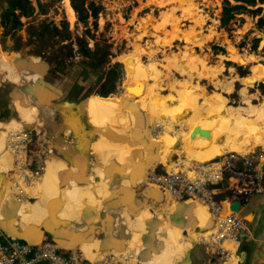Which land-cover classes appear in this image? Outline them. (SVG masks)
Instances as JSON below:
<instances>
[{
	"label": "crops",
	"instance_id": "0c3cea01",
	"mask_svg": "<svg viewBox=\"0 0 264 264\" xmlns=\"http://www.w3.org/2000/svg\"><path fill=\"white\" fill-rule=\"evenodd\" d=\"M0 68L6 74L5 76H8L10 72H12L11 70H13L8 64H5V62H3ZM215 69L222 71L221 65L217 68L215 67ZM210 70L211 72L214 71V75L211 78L215 81L216 78H219V74H217L218 72L214 69L210 68ZM220 83L221 81L219 80L215 85H219ZM59 91L60 98L57 102H74L72 99L68 98L71 92L66 91V89H61ZM256 92L258 91L256 90ZM19 98L22 99V96ZM209 98L216 101L218 94L212 95V97L210 96ZM5 99L7 110H0L2 116L12 110L9 100L12 101V107L15 111L13 103L16 99L12 98L9 92L8 97ZM101 100L105 101L111 109L114 108L112 110L114 113L111 112L109 114L110 118L107 124H104L100 130H96L99 132L95 134V129L92 125L95 121L100 124L101 120L104 118L103 116H106V114L100 113L101 110H96L98 108H96L94 104L91 108H87L89 116L85 111V119L83 118L85 121V124H83L84 130L87 131L89 127H92L94 131L90 138L91 140H88L89 146L86 149L79 145L80 141H76V139L73 138V133L69 130H64L61 135V147L55 143L56 140L54 141L53 153L50 149L52 147L48 145L50 147L48 148L50 159L47 161L49 166H46L43 175L46 174L51 178L52 188L47 198L48 200L46 199V202H48L47 205L44 204L41 206L38 199L34 202H19L10 194L7 177L5 173L2 172L9 169L10 159L5 152H0V236L2 239L35 245L46 239H57L59 237L58 251H60L61 254H70L73 250L77 252L82 246L86 259L89 261L93 260L99 253H107L110 251L128 252L133 250L138 251L137 264H222L223 262L227 264H264V194L252 197L249 203L241 208L239 217L245 222L247 230L239 234L237 242L225 240L220 246H214L204 242L203 239L200 241L196 240L192 234H195L197 228H203L209 219L206 207L196 201L193 202V200L184 201L186 204H183V202H174L170 200L162 190L145 184L147 171L150 167L148 160L151 154L139 139L138 126L136 128V137L141 146L134 144V136L131 134V122H133V124L137 123L136 118L139 114V109L135 108L133 104H129L127 105V109H123L124 111H128L126 114V112H122V109H119L118 103L114 99L106 98ZM119 100L121 102L123 101V99ZM208 101L211 103L209 99ZM260 105L264 106L262 103ZM210 107L209 113H207L208 115H202L203 117L200 116L202 125L199 124L196 130L199 132L202 126H207L203 130L209 131L210 141L204 138L200 145L197 146L193 144L192 146V142L186 144L183 142L182 137L179 136L177 139H179L180 142L176 145L177 141L175 137L172 136L175 141L170 148L171 154L167 164L163 165L159 161L155 169L157 173H165L174 169L176 163L180 161H182L184 165H187L189 164L188 161L192 159L194 162H201L203 156H205V160L203 161H209L214 157H218L221 153H226L225 150L227 146L230 145V136L232 137V135H230L231 133L229 134V128L228 125H226L228 124L227 117L229 116L225 108H230L231 106L224 104V112H221L220 109L218 111L215 104H210ZM99 109L111 110L106 107V105L102 104L99 105ZM62 110L66 113L67 108L62 106L61 111ZM216 111L219 112L217 116L215 114ZM132 112L136 115L134 118ZM184 112L185 110H183L181 114ZM34 113L35 114L30 117V121L27 119L28 113H25L24 122L26 126H35L34 128L37 127L38 129L45 130L46 125L49 124L47 122L48 120L44 119L38 112L34 111ZM48 113L47 111L46 115ZM112 113L116 115L117 118L111 117V115H113ZM181 114H179V116ZM125 115L126 117L128 116V119L124 117ZM101 116L102 118H100ZM187 118H189V116L182 120ZM178 120L180 119L178 118ZM59 122V116H56L53 122L54 127ZM106 126L108 127L107 129ZM99 135L104 136L103 142L99 141ZM115 135L118 136L119 139L116 137L114 138L113 136ZM131 135L133 136L132 139ZM254 136L257 138L253 140L255 144L253 145L252 143L250 146L249 143H245V149L249 146L254 147L256 144H260V141L264 138V125L259 130L252 133L249 141H252L251 139L254 138ZM194 140H197L196 137ZM125 142H132L133 144H130L131 148L129 149V153H127V158L121 160L122 162L109 158L103 159L100 154H96V151L93 150L96 149L97 146L100 147L107 143H115L122 149ZM1 144L0 137V145ZM63 144L72 147L71 149L74 153L72 157H79L87 160V172L85 174L87 186L79 187L75 182L69 180V178L67 179V185H61L62 183L57 176L59 172L63 171L71 178H77L80 175V171L75 164H70L63 159L65 151L69 149L63 146ZM196 146L198 147L197 149ZM209 148L210 150H208ZM160 149H162L161 146ZM261 149L264 151V146H261ZM194 150L197 152H194ZM199 150H201L202 153L206 152L205 154L208 156L206 157L204 153L203 156L200 155L199 153L201 151ZM211 150L212 152H210ZM212 153L215 156H210ZM120 154L121 150H118L115 154V158H120ZM186 154L187 156L185 157ZM107 155L109 156L108 152ZM182 157L186 159H182ZM189 158H191V160ZM141 159L144 160L140 161ZM130 161H132V163H130ZM110 163H112V165ZM106 167H108L110 174L108 179H105L103 171ZM103 179V183L108 186L107 193L100 187ZM135 181L138 185H134ZM225 186V183H221L216 187L215 197L217 199L222 198V196L226 194ZM122 189L126 190L123 191ZM32 192L34 194V191ZM55 203L57 205H54ZM122 205L128 206V209H121L120 207ZM198 206L204 208L205 213H207L202 223L196 212V207ZM24 208H26V210H24ZM145 214L148 215L143 221L142 219ZM159 214L162 215L160 219H157L156 216L152 218L153 215ZM126 218H129V222L132 221L131 224L133 222L138 224L136 221L137 219L140 221L139 223L143 224L141 228L136 231L141 239L128 233L130 225L127 227L126 233L122 232L120 227ZM173 220H175V222ZM81 223L83 226L79 225ZM166 223L172 226V223H175L176 228L180 230L178 240L170 237L169 235L171 234L167 230H165L162 236L160 235L159 230ZM52 233H56L57 238L52 236ZM21 236H25L28 241L20 240ZM150 237L153 238V248L155 252H150L149 257L144 260L142 259V255L147 251L145 244ZM160 237L166 241L165 244ZM221 249L223 253L227 254L226 257L221 256Z\"/></svg>",
	"mask_w": 264,
	"mask_h": 264
},
{
	"label": "rangeland",
	"instance_id": "374dc122",
	"mask_svg": "<svg viewBox=\"0 0 264 264\" xmlns=\"http://www.w3.org/2000/svg\"><path fill=\"white\" fill-rule=\"evenodd\" d=\"M92 1L99 11L97 28L92 27L91 19L88 20L89 24L86 28L81 23H78L75 13L73 15L69 14V0H60L58 2L55 0H43L49 5L47 15H39L36 10L35 14L28 20L21 19L25 26L12 36L4 35V28H0V60L6 61L14 71L19 72L13 64L15 58H41L51 66L52 70H57L52 72L51 81L57 82L58 86L66 85V88H71V95L68 98L72 99L74 103L82 101L84 105L87 100H92V98H96L95 100L107 98L114 99L118 103L119 109L123 110L122 102L119 99H130L133 101L134 93L138 92L137 89H140V85H145L146 81H144V84L141 82L136 87L127 81L128 73H130L131 69L126 66L122 58L128 54L136 55L140 58V68L144 64L147 66L151 65L155 68L153 70L162 74L159 75L158 94L152 98L151 96L145 98L149 101L146 104L147 106L154 105L161 99H166L167 105H169L170 101L173 103L184 102L185 93L197 98L196 104L201 105L200 116L205 115L203 112L206 104L203 102L206 97L211 101L210 104H215L218 111L220 109L221 112H224V104L241 108H245L248 103L253 106L264 104V92L260 88H255L254 86L246 87V95L240 94V90L245 86L246 80L259 77L257 82H264V27H257V20L263 13L255 16L243 11L237 15L236 22L233 21L228 27L222 28L219 19L223 0ZM262 7L264 8V6ZM249 9L254 10L255 8L249 7ZM62 19H66L68 22L70 36L67 41H60L57 37H52L42 42L38 40L30 41L29 24L40 23L43 20H53L59 24ZM87 29L90 31L89 33L86 31ZM256 35L261 36V38L255 39ZM255 41L257 42L256 47ZM260 41L261 50H258ZM197 43H202V46ZM214 47L221 50H215ZM87 49L92 51L98 58L89 60L83 54ZM232 51L243 55L240 61L232 62L228 60ZM185 52L188 53V57L187 55L183 56ZM37 54H41V56H36ZM172 59L177 63L172 61ZM182 61H184L183 69L173 66L175 63L176 65L181 64ZM241 63H244L245 67H242ZM115 65H119V77L112 75L111 71L114 70ZM219 65L222 67V71L219 70L218 72L219 78H216L215 81L211 77L206 78L207 72L204 73L203 70L206 67L215 70V67ZM165 67L168 69L166 70ZM250 67L254 68L253 71H250ZM239 68L244 71L239 70ZM0 73L2 78L5 77L6 74L3 70H0ZM152 75L157 74H154V72L150 73V81L155 80V76L150 77ZM114 77L116 80L112 83ZM35 79H37L36 76ZM219 80L221 83L215 85ZM4 81L10 84V87L7 88L10 96L19 101L18 98L23 95L20 93L21 88L10 83V81ZM106 81L108 89L112 90L114 87V91L108 94L106 98L98 97L96 93L103 90V85ZM229 83L232 87L231 91L227 92L224 87ZM3 85V83L0 84V88H3ZM217 94L218 98L216 101L209 98ZM246 97H248V102ZM25 98H22V100ZM40 99L50 103L57 102L50 99L43 89ZM27 101L29 102V100ZM9 104L12 110L9 113H5L4 116L0 112V123L7 124L11 120H18L17 112L14 111L11 100H9ZM135 106L139 108V113L149 126H159L157 122H152L151 125L149 114H147L148 111L145 109L147 106L138 104ZM260 106L262 114H264V106ZM156 111L154 112L155 115L158 112ZM218 111L215 113L216 116L219 113ZM61 113H64V111L62 110ZM189 114L190 110L187 109L178 117L182 120L188 117ZM27 118L30 121L28 116ZM261 122L262 126H259V129L264 125V118L261 119ZM173 124L174 131L167 132L175 137L176 145H178L180 141L177 138L181 134H178L177 131L184 130V127L176 122H173ZM26 128L32 129L33 127L26 126ZM38 130L40 132L43 131L47 148L49 146L54 148L55 143L51 137V132H53L51 125H46L45 130ZM132 130L134 131L132 134L134 138L131 135V139L133 138L135 145H140L137 141L135 129L132 128ZM90 133L89 139L93 135L92 131ZM161 134L162 131L159 130L155 143L160 139ZM59 139L61 140V135ZM256 139V136H254L251 139L252 141L248 140L246 144L249 143L251 146L253 140ZM132 142L130 144H133ZM250 146L244 149L242 153L244 154L255 147ZM122 149L121 157L122 152L125 151L124 147ZM96 154L100 153L96 151ZM7 157L9 158L8 155ZM185 157H182V159H186ZM165 194L168 196L167 193ZM124 206L128 209V206ZM155 216L160 219L162 215ZM173 221L175 222V220ZM173 225L177 231L175 223ZM170 237L172 236L170 235Z\"/></svg>",
	"mask_w": 264,
	"mask_h": 264
},
{
	"label": "built area",
	"instance_id": "2783aa9c",
	"mask_svg": "<svg viewBox=\"0 0 264 264\" xmlns=\"http://www.w3.org/2000/svg\"><path fill=\"white\" fill-rule=\"evenodd\" d=\"M41 132L34 127L8 131L0 145V152H5L10 159L9 169L2 172L7 177L10 194L19 202L37 200L32 191L40 183L50 159L45 135ZM188 163L182 162L175 170L165 173L149 170L145 184L167 193L174 202L193 200L205 206L214 225L204 242L214 246H220L225 240L237 242L247 226L239 213H230L227 208L232 202H239L243 207L252 197L264 194V151L226 152L209 161ZM221 183L226 184V194L217 199L215 190ZM220 253L222 257L227 256L222 249ZM137 255L138 251L133 250L110 251L99 253L89 261L82 250L64 255L46 240L30 245L3 240L0 236V264H137Z\"/></svg>",
	"mask_w": 264,
	"mask_h": 264
},
{
	"label": "bare ground",
	"instance_id": "6f19581e",
	"mask_svg": "<svg viewBox=\"0 0 264 264\" xmlns=\"http://www.w3.org/2000/svg\"><path fill=\"white\" fill-rule=\"evenodd\" d=\"M64 3V2H63ZM69 14L70 15H73L74 12L71 8H69ZM198 45L202 46V43H197ZM197 45V46H198ZM237 51V50H236ZM236 51H232V53H230L229 55V58L228 60L232 61V62H238L240 61L241 57L243 56L242 54L240 55L239 53H237ZM188 53L185 52L183 54V56L187 55ZM182 57V56H181ZM188 57V55H187ZM193 58V57H192ZM197 58V57H196ZM184 60V58H182ZM186 59V57H185ZM122 61L124 63H126V66L129 67L131 69L130 73H128V77H127V81L129 83H131L134 87L138 86L141 82H143L144 84V81H146V84L145 85H140V89H137L138 92H135L134 93V96H133V101H132V104L135 108H137L135 106L134 103L140 105V106H147L146 104L149 102L147 101L145 98L146 97H150L151 98L158 94V90H159V75L161 74V72H156L155 69L153 66L149 65L147 66L146 64L142 65V67L140 68L139 65L141 64V60L138 56L136 55H132V54H128L126 55L125 57L122 58ZM127 61V62H126ZM172 61H175L174 59H172ZM179 61V60H178ZM176 62V61H175ZM180 62V61H179ZM172 63V62H170ZM177 63V62H176ZM172 65L174 67H177L178 69L180 68H184V61H182L181 64H177L176 65ZM244 63H241L240 65L242 67H245V65H243ZM166 68V67H165ZM164 68V69H165ZM217 68V67H216ZM163 69V70H164ZM168 68H166L167 70ZM205 69V68H204ZM253 67H250V71H253ZM12 72H10V74L8 76H5L3 77V80H7V81H10L11 83L15 84L16 86H27L28 87V92H24L23 95H22V98L26 97L25 99H20V101H18L17 104H14V107H15V111L17 112V115H18V120H11L9 121L7 124L5 123H0V137H1V142L3 143L5 141V136L7 135V132L8 131H15L16 129H21V128H26L25 124H24V119H25V113H28V117L30 118L31 116H33L35 112H38L44 119L48 120V123L51 125V129L53 132H51V137L54 139L55 143L59 146V143L57 142V136H56V132L57 130L55 131V128L56 126L54 127V119H55V115L53 114V112L49 109L48 106H45L43 105V102L44 101H41L40 97H41V94H42V89L41 87L39 86V84L35 81L37 79H35V77H33L35 80L32 79L31 75L29 73H26V72H16L14 70H11ZM204 73L207 72V77H212L214 75V71L211 72L210 68H207L205 70H203ZM216 72H219L218 69H215ZM154 72V74H157V75H152L150 77H153L155 76V81H150L151 78H149V75L150 73ZM202 72V71H201ZM218 74V73H217ZM162 75V74H161ZM206 75V74H205ZM205 78V79H206ZM259 77H254L250 80H246L245 81V86H243V88H241L240 90V94L242 95H246V87H252L254 83L257 82ZM167 79V78H166ZM213 79V78H212ZM231 84H226L225 85V89L227 90V92H230L231 91ZM136 89V88H135ZM161 89V88H160ZM132 91V90H131ZM135 91V90H134ZM203 97V96H202ZM185 101L184 102H172L170 101L169 102V105H167L166 103V99H161L158 103H155L154 105H150V106H147L145 107V109L148 111L147 114H149V121L151 122V125H152V122H157V124L159 126H149L144 120H143V116L139 113V110H138V115H137V123L133 124V122H131V126L132 128L135 129L136 131V128L138 126V129H139V139L141 140V142L145 145L146 149L149 151V153L151 154L154 150V148H157V151H156V154H157V161L155 162L154 165H152V167L156 166L159 161L163 164V165H166L167 164V161H168V157L170 156L171 154V146L173 145L175 139L168 133L170 131H174V127H173V122H176L178 123L179 125H182L184 127V130H179L177 131L178 134H181L180 136L182 137V140L184 143H188L189 140H190V133L191 132H194L196 134V139L197 140H194L192 141L191 145L193 146L194 145H200L201 142L203 141L204 139V136H203V129H205L207 126H202V128H200L201 130L196 131L199 124H201V120H200V112H201V105H197L196 104V100L197 98L196 97H192L191 95L185 93ZM96 98H92V100H87L85 102V106H83V109L84 111L87 112V108H91L94 104V106L98 109L96 110H101L100 113H104L106 114V116H103L104 118L101 120L100 124L97 123V121H95V123L92 125V127L95 129L92 128V127H89L87 129V131H83L82 129L79 130V133H77L78 135H76V141H80L82 140V144L80 143L79 145L86 149L87 146H88V140H89V136H90V132L94 131V133H98L99 131H96V130H100V128L103 127V125L107 124L108 122V119L110 118L109 114L111 112L114 113V111H112L113 109H111V107L103 100H95ZM201 99V98H200ZM247 99V102H248V97H246ZM29 100V102L27 101ZM177 101V100H176ZM134 102V103H133ZM172 102V103H171ZM45 104L47 105H50V106H60V103L58 102H53V103H48V102H44ZM206 105V107H204V112L203 114L205 113V116L208 115L207 113H209V109L211 108L210 107V102L208 101L207 98L204 99V102ZM106 105V107H108L109 109L111 110H104V109H99V105ZM224 104V103H223ZM226 107V105H225ZM122 108L123 109H127V106H123L122 104ZM139 109V108H137ZM190 110V115H189V118L185 119V120H178V116L179 114H181V112L183 110ZM155 110H157L156 112V115L154 114ZM49 112L47 115L49 117H47L46 115V112ZM225 111L228 112V116L227 117V120H228V128H229V134L232 135V137L230 136L231 140H230V145L227 146V149L225 150V152L229 151V152H235V153H242L243 150L245 149V146L244 144L249 140V138L251 137L252 133L254 132V130H258L259 129V126H262V122H261V119L264 118V114H262V110H261V106L258 105V106H253L251 104L248 103V105L245 107V108H234V107H230V108H225ZM122 112H126L127 114V110L124 111L122 110ZM88 113V112H87ZM86 113V114H87ZM112 113V114H113ZM133 114V118L136 116L134 112H132ZM88 116H89V113H88ZM148 116V115H147ZM99 117V116H98ZM97 117V118H98ZM111 117L113 118H117L116 115H111ZM126 119H128V116L126 117V115L124 116ZM102 118V116L100 117ZM28 119V118H27ZM35 119V118H34ZM37 119V118H36ZM39 120V119H38ZM116 120V119H115ZM120 122V121H119ZM154 123V124H155ZM261 123V124H260ZM111 124V123H110ZM137 124V125H136ZM148 126H147V125ZM202 125V124H201ZM117 126V125H116ZM35 127V126H34ZM112 127V126H110ZM161 127V129H160ZM37 128V127H36ZM108 127L106 126V129ZM163 128V129H162ZM227 128V127H226ZM38 129V128H37ZM93 129V130H92ZM105 129V127H104ZM113 129V128H112ZM159 130L162 131V134H161V137L160 139L155 143V140H156V136L157 134L159 133ZM116 131V130H115ZM133 130H131V134H133L132 132ZM168 131V132H167ZM198 132V133H197ZM110 133V132H109ZM105 134V133H104ZM114 138H118V136H113ZM194 137V138H195ZM229 137V136H228ZM229 138V139H230ZM99 141L100 142H103L104 141V136L103 135H99L98 137ZM119 139V138H118ZM138 141V140H137ZM139 143V141H138ZM140 144V143H139ZM155 147H154V145ZM210 144V143H209ZM55 145V144H54ZM185 145V144H184ZM260 145L261 146H264V138L263 140L260 141ZM62 145L60 144L59 147H61ZM63 146H66L65 144H63ZM141 146V144L139 145ZM160 146L162 147V149H160ZM196 146V149L198 148ZM52 147V146H51ZM123 147L125 148V151L122 152V157H120V160L119 158H115V154L118 150H123L121 149V147L119 148L117 144L115 143H107V144H104L103 146H100L96 149H93L95 151H98L102 156H104L103 159H115L117 161H121V160H125L127 157V153H129V149L131 148L130 146V143L128 142H125V144L123 145ZM190 147V146H189ZM209 147V145H208ZM207 147V148H208ZM50 148V147H49ZM71 148V146H70ZM143 148V147H142ZM188 148V147H187ZM51 151H53V147L50 148ZM193 149V148H192ZM174 150V149H173ZM172 150V151H173ZM203 150V148H202ZM210 150V148L208 149ZM214 150V149H213ZM73 151V150H72ZM109 154V157L107 155V152ZM134 151V150H133ZM193 151V150H192ZM201 151V150H199ZM204 151V150H203ZM216 151V150H215ZM218 151V150H217ZM132 152V151H130ZM136 152V151H135ZM191 152V151H190ZM194 152H197L194 150ZM212 152V150L210 151ZM214 152V151H213ZM199 153V152H198ZM202 151L199 153L200 155L203 156V153ZM206 153V152H205ZM204 153V154H205ZM215 153V152H214ZM136 154V153H135ZM138 154V153H137ZM173 154V153H172ZM181 154V153H180ZM192 154V153H191ZM222 154V153H221ZM243 154V153H242ZM198 155V156H200ZM206 155V154H205ZM196 156V155H195ZM208 155H206L207 157ZM210 156H215L213 153L210 155ZM130 157V155H129ZM148 157V156H147ZM176 157V156H175ZM174 157V158H175ZM201 157V156H200ZM205 156H203V160H205L204 158ZM69 158H73V157H70L69 154H67V151H65V156H63V159L66 161V162H69ZM142 158V157H141ZM194 158V157H193ZM140 159V158H139ZM191 160V158H189ZM195 159V158H194ZM144 159H141L140 161H143ZM193 160V159H192ZM191 160V161H192ZM197 160V159H195ZM201 161V162H205V161ZM81 161H83L84 163H87V160H84V159H81ZM111 161V160H110ZM139 161V162H140ZM199 161V160H198ZM122 162V161H121ZM145 162V161H144ZM182 163V161H180ZM180 162L176 163V165L174 166V169L172 170H175L176 167L180 164ZM200 162V161H199ZM187 164V163H186ZM63 165V164H62ZM189 165V164H187ZM46 166H49V163L46 164ZM64 167V166H63ZM172 167V166H171ZM170 167V168H171ZM149 170H154V168H149ZM170 170V171H172ZM147 171V172H148ZM168 171V172H170ZM46 172H49V171H46ZM52 176V175H51ZM58 176V175H57ZM106 179V178H105ZM107 181V180H105ZM138 181V180H136ZM134 182V185H138L137 182ZM104 179L102 180L101 184H100V187L106 192L107 189H108V186L107 184H104ZM143 183V182H142ZM37 185V184H36ZM55 185V184H54ZM62 185V184H61ZM57 186V185H56ZM151 186V185H150ZM153 187V186H151ZM51 188H52V181H51V178L48 176V175H43L40 183L37 185V187L35 189H33L34 191V195L37 196V199H38V202L41 204V206H43L44 204L47 205L48 202H46V199L48 198L50 192H51ZM154 188V187H153ZM160 190V189H159ZM53 192V191H52ZM107 193V192H106ZM55 195V194H54ZM56 196V195H55ZM60 196V195H59ZM58 196V197H59ZM168 197V196H167ZM54 198V197H53ZM48 200V199H47ZM127 200V199H126ZM129 200V199H128ZM37 201V200H36ZM188 201V200H187ZM52 202V201H50ZM49 202V203H50ZM150 202V201H148ZM194 202V201H193ZM185 202H183L184 204ZM186 204V203H185ZM200 204V203H199ZM198 204V205H199ZM54 205H57L56 203ZM104 206V205H103ZM167 206V205H166ZM196 206V205H195ZM52 207V205H51ZM121 209H124L125 206L122 205L120 207ZM169 208V206H168ZM193 208V207H192ZM54 209V207H53ZM104 209V207H103ZM102 209V210H103ZM24 210H26V208H24ZM52 210V208H51ZM100 210V209H99ZM127 210V209H126ZM192 210V209H190ZM59 211V210H57ZM60 212V211H59ZM196 212L198 213V218L200 219V222L202 223L203 222V218H205L206 214L205 213V209L204 208H201L200 206L196 207ZM174 213V212H173ZM176 214V212H175ZM190 214V213H189ZM223 215H225V209L222 213ZM71 215V214H69ZM148 214H145L144 215V218L142 219L144 221V219L147 217ZM143 216V215H142ZM128 217V216H127ZM154 216H152V218H154ZM157 218V216H156ZM129 218H126L125 221L121 224V229H122V232H127V227L129 226V230H128V233L131 234L132 236L136 237V238H140V235L137 234V230L141 228V225H143L142 223H139L140 221L137 219V223H134V224H131L132 221H128ZM67 221V220H66ZM155 221V220H154ZM172 222V221H171ZM156 223V222H155ZM173 224V223H172ZM79 225H83L82 223L79 224ZM179 226V225H178ZM158 230V229H157ZM165 230L169 231L171 236L173 238H175V240H178V237L180 235V230L177 228V231L174 229V225H170V224H165L163 225L161 228H160V235L162 236V234H164ZM142 231V230H141ZM154 231V230H153ZM212 230L210 231H207L206 233H204L203 235H195V234H192V236H194V238L196 240H202V239H207L208 236L211 234ZM143 233V232H142ZM183 233V232H182ZM170 236V235H169ZM149 237V236H148ZM161 240H163L162 237H160ZM58 239H60L59 237L57 239H53V241L56 243V245L58 246V248H56V246L52 244V246L55 248V249H59V245H58ZM146 241V240H145ZM164 241V240H163ZM195 241V240H194ZM166 241H164V244H165ZM172 243V242H171ZM86 244V243H85ZM80 250H82V252L84 253L83 249H82V246L80 248ZM71 252H74L71 251ZM85 255V253H84ZM86 257V256H85ZM152 263V262H151ZM222 264H227L225 262H223Z\"/></svg>",
	"mask_w": 264,
	"mask_h": 264
},
{
	"label": "trees",
	"instance_id": "16d2710c",
	"mask_svg": "<svg viewBox=\"0 0 264 264\" xmlns=\"http://www.w3.org/2000/svg\"><path fill=\"white\" fill-rule=\"evenodd\" d=\"M55 1L58 2L60 0ZM222 3V12L219 19L222 28L228 27L233 21L236 22L237 15L243 11L255 16L263 13V15L257 20V27H264V8L262 7L264 6V0H223ZM69 6L75 13L78 23L82 24L83 21L91 19L92 27L97 28L99 11L92 0H69ZM249 7L255 9L251 10ZM36 10L39 15L45 16L48 14L49 5L43 2V0H0V28H4V35L12 36L23 29L25 23H23L21 19L28 20L35 14ZM29 31L30 41L38 40L39 42H42L52 37H57L60 41H67L70 36L66 19L59 21V24L53 20H43L36 24L32 23L29 24ZM86 31H88L87 33L90 32L88 29ZM256 44L257 42L255 41V47ZM214 49L221 50L217 47H214ZM83 54H85L89 60L98 58V56H95L94 53L88 49L85 53L83 52ZM36 56H41V54H37ZM3 62L11 67V65L4 60H0V67ZM228 64L230 65L229 62ZM114 67V70L111 71L112 75L119 77V65H115ZM239 70L244 71L241 68H239ZM245 74L247 73L245 72ZM115 80L116 78L114 77L112 83H114ZM254 87L260 88L261 91L264 92L263 82L256 83ZM112 91H114V87L112 90L108 89V83L106 81L103 85V90L96 94L100 97L106 98ZM17 103V100L14 101V104Z\"/></svg>",
	"mask_w": 264,
	"mask_h": 264
},
{
	"label": "water",
	"instance_id": "95a60500",
	"mask_svg": "<svg viewBox=\"0 0 264 264\" xmlns=\"http://www.w3.org/2000/svg\"><path fill=\"white\" fill-rule=\"evenodd\" d=\"M89 22L88 20H85L82 22V25L86 28L88 26ZM261 36L256 35L255 39H260ZM260 44L261 41L259 42L258 45V50L260 49ZM13 64L15 66V68L19 71V72H26L29 73L32 77L33 80H35L33 77H37V80H35L39 86L41 87V89H43L46 94L50 97V99H53L55 101H58L60 98V91L61 89H66V91L70 92V89L66 88V85L64 86H58L57 82H52L51 81V77L52 76V72H56L57 70H52L51 66L49 64H47L46 61H43L41 58L39 59H35L33 57H17L13 60ZM263 82V81H261ZM0 83H5V81L2 78V74L0 73ZM258 83V82H256ZM254 83L253 86L256 84ZM264 84V82H263ZM20 88H24V92H28V87L27 86H19ZM100 97V96H98ZM103 98V97H101ZM18 100L20 101V98H18ZM59 103V102H58ZM123 106H127L129 104H132V101L130 99H123L122 101ZM43 105L48 106L49 109L53 112V114L56 116H59V120L60 122L58 124H56V128L55 131L56 132V136H57V142L59 143V146L61 144V141L59 139V136L62 135L64 130H69L70 132L73 133L74 135V139H76V135H78L77 133H79V130H83L84 131V126L83 124H85L84 121V115H85V111L83 109V102L80 101L78 103H74V102H67V101H62L60 103V106H50L47 105L43 102ZM136 105V104H135ZM62 106H65L67 108L66 113H61V108ZM16 112V111H15ZM84 118V119H83ZM84 121V122H83ZM76 134V135H75ZM196 136V134L194 132L190 133V140L189 142H192L194 137ZM203 136L204 138H206L207 140L210 141V133L208 130H203ZM80 143L82 144V140H80ZM154 145V144H153ZM89 146V145H88ZM87 146V147H88ZM68 149L67 154L70 155V157H72V155L74 154L72 151V147L70 148L69 146H65ZM155 147V145H154ZM254 149H261V145L260 144H256V146L254 147ZM157 148H154L153 152L151 153L150 159L148 160V164H149V168H157V165L152 167V165L155 164V162L157 161L156 154ZM70 164H75L77 166V168L80 171V175L76 178V177H68L67 174H65V172H59L58 177L62 183V186L67 185V179L69 178V180L75 182V184H77L79 187H85L87 186V178L85 176L86 172H87V167H86V163H84L83 161H81V158H69L68 159ZM130 163H132V161H130ZM112 165V163H110ZM104 174H105V178H109L110 174H109V170L108 167L104 168ZM263 171H264V164H263ZM149 187V186H147ZM123 191L126 189H122ZM112 191V190H111ZM242 206L239 204V202H232L228 208L227 211L230 213H239L241 211ZM213 221L211 219H208L205 226L203 228H197V230H195V234H204L207 231H210L213 229ZM52 236L57 238L56 233H52ZM20 240H25L28 241L25 236H21ZM46 241H49L51 243H53L56 248H58V246L56 245V243L53 241V238H49L46 239ZM146 248L147 251H145V253L142 255V259H147L150 255V252H155V249L153 248V238L150 237V239L146 242ZM84 264H89L87 262H85Z\"/></svg>",
	"mask_w": 264,
	"mask_h": 264
},
{
	"label": "flooded vegetation",
	"instance_id": "af4514ba",
	"mask_svg": "<svg viewBox=\"0 0 264 264\" xmlns=\"http://www.w3.org/2000/svg\"><path fill=\"white\" fill-rule=\"evenodd\" d=\"M11 83V82H10ZM3 88H0V110L1 109H4V110H7V107H6V104H5V98L8 97V87H10V84H7V83H3ZM13 84V83H12ZM15 85V84H14ZM20 93H24V88H21L20 89ZM45 102V101H44ZM3 105H2V104ZM50 104V102H48ZM52 103V102H51ZM5 104V105H4ZM2 105V106H1ZM118 209V208H117Z\"/></svg>",
	"mask_w": 264,
	"mask_h": 264
}]
</instances>
